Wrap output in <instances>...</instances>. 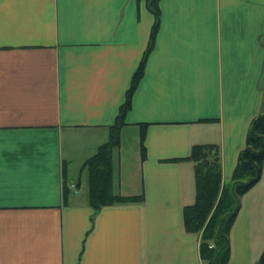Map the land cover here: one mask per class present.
Returning <instances> with one entry per match:
<instances>
[{"label":"crops","instance_id":"obj_1","mask_svg":"<svg viewBox=\"0 0 264 264\" xmlns=\"http://www.w3.org/2000/svg\"><path fill=\"white\" fill-rule=\"evenodd\" d=\"M158 6L111 151L113 195L140 201L96 210L84 163L108 141L153 15L137 0H0V264H205L184 227L195 201L186 159L215 146L221 186L231 184L261 110L264 0ZM229 250L227 264L264 252V163Z\"/></svg>","mask_w":264,"mask_h":264},{"label":"trees","instance_id":"obj_2","mask_svg":"<svg viewBox=\"0 0 264 264\" xmlns=\"http://www.w3.org/2000/svg\"><path fill=\"white\" fill-rule=\"evenodd\" d=\"M144 1L154 22L147 48L132 76L125 100L116 121L109 128L108 141L86 160L88 173V199L93 209L103 206L140 201L139 198H123L113 195L111 176V151L119 144L124 117L130 108L132 95L143 76L147 56L152 51L160 25V0ZM143 137L141 154L144 157ZM194 164L195 201L183 209V221L188 233L199 235V255L205 264H227L229 259V232L239 209V199L260 180L264 163V92L260 113L252 120L239 152L237 165L232 173L231 184L221 186V167L215 146H193L186 159ZM258 264H264V252Z\"/></svg>","mask_w":264,"mask_h":264},{"label":"rangeland","instance_id":"obj_3","mask_svg":"<svg viewBox=\"0 0 264 264\" xmlns=\"http://www.w3.org/2000/svg\"><path fill=\"white\" fill-rule=\"evenodd\" d=\"M84 183H85V182L83 181V184H82V185H83V186H82L83 188H84ZM199 235H200V234H198V236H199Z\"/></svg>","mask_w":264,"mask_h":264}]
</instances>
